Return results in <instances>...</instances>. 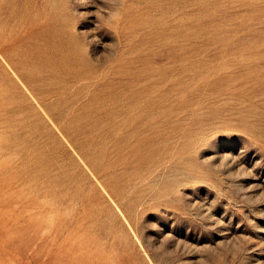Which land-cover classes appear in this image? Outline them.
I'll list each match as a JSON object with an SVG mask.
<instances>
[{"label": "rangeland", "instance_id": "obj_1", "mask_svg": "<svg viewBox=\"0 0 264 264\" xmlns=\"http://www.w3.org/2000/svg\"><path fill=\"white\" fill-rule=\"evenodd\" d=\"M0 264H264V0H0Z\"/></svg>", "mask_w": 264, "mask_h": 264}]
</instances>
